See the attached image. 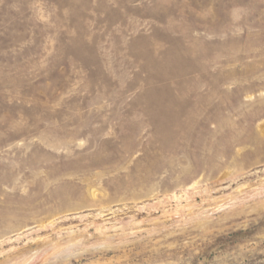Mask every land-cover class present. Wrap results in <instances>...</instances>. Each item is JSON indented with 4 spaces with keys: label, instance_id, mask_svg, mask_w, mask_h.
I'll return each instance as SVG.
<instances>
[{
    "label": "rangeland",
    "instance_id": "374dc122",
    "mask_svg": "<svg viewBox=\"0 0 264 264\" xmlns=\"http://www.w3.org/2000/svg\"><path fill=\"white\" fill-rule=\"evenodd\" d=\"M0 264H264V0H0Z\"/></svg>",
    "mask_w": 264,
    "mask_h": 264
}]
</instances>
